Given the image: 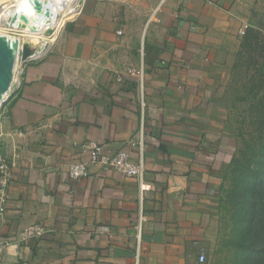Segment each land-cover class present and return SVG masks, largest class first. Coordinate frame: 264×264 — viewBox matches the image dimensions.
Wrapping results in <instances>:
<instances>
[{"label":"crops","instance_id":"obj_1","mask_svg":"<svg viewBox=\"0 0 264 264\" xmlns=\"http://www.w3.org/2000/svg\"><path fill=\"white\" fill-rule=\"evenodd\" d=\"M232 1L168 0L134 38L104 3L87 0L50 51L22 65L0 135L15 164L0 204V238L10 242L0 264H137L138 253L174 264L202 249L235 153L224 100L239 31ZM142 66L139 245V181L101 165L75 181L68 172L89 161L90 142L139 160L131 143L142 133L141 89L123 75ZM35 225L46 233L24 241Z\"/></svg>","mask_w":264,"mask_h":264},{"label":"rangeland","instance_id":"obj_2","mask_svg":"<svg viewBox=\"0 0 264 264\" xmlns=\"http://www.w3.org/2000/svg\"><path fill=\"white\" fill-rule=\"evenodd\" d=\"M8 1L0 0V11ZM86 1L79 0L73 16L66 19L58 30L53 46L81 14ZM97 1L104 3L109 8L106 15L128 28L134 38H138L152 15L168 2ZM232 8L233 20L237 21L239 31L224 100L226 120L234 141L235 162L225 179L218 221L205 244L202 249L192 251L194 256L184 257L174 264H198L195 257L201 252L206 255V264H264V256L259 258L239 248L249 240L264 238V210L261 211L264 207V0H233ZM4 34L0 35L19 36L12 31ZM53 35V30L49 36L45 34L47 38ZM32 50L39 49L34 47ZM19 79L20 71L16 76L17 85ZM8 100L0 109V135L4 129ZM255 226L259 228L253 231ZM139 264L164 263L142 258Z\"/></svg>","mask_w":264,"mask_h":264},{"label":"built area","instance_id":"obj_3","mask_svg":"<svg viewBox=\"0 0 264 264\" xmlns=\"http://www.w3.org/2000/svg\"><path fill=\"white\" fill-rule=\"evenodd\" d=\"M122 34V32H119ZM245 34V31H242ZM37 60V59H35ZM34 61L30 60L29 62ZM124 77H135L139 83L141 89V107H142V133L139 141L132 142V147L139 149V160L134 161L128 152L120 151L114 155H107L104 152L103 147L97 142H90L82 146L84 152L88 153L89 161L73 163L69 167V178L71 180H79L87 177L90 172V168L93 165H101L102 167L109 169H115L127 177L135 178L140 183L141 198H140V214L137 224V239L140 245L142 241L143 225L146 220L145 208H144V192L145 178H146V138L144 136V118L146 113L145 102V72L143 66L140 69H130L126 72ZM179 89H182L179 87ZM15 164L11 162L5 155H3L0 149V204L4 205L8 200V188L12 183V170ZM45 229L41 225L30 226L22 232L23 240H30L34 238L42 237L45 234ZM10 246V242L6 239L0 238V262L2 261L7 248ZM198 264H206V255L201 252L197 260ZM140 263L139 253L137 255V264Z\"/></svg>","mask_w":264,"mask_h":264},{"label":"bare ground","instance_id":"obj_4","mask_svg":"<svg viewBox=\"0 0 264 264\" xmlns=\"http://www.w3.org/2000/svg\"><path fill=\"white\" fill-rule=\"evenodd\" d=\"M78 7L79 0H9L4 5L0 11V34L12 31L19 36L0 35L8 43L16 59L11 89L7 94H0V109L17 87L16 76L23 65L25 49L38 47L39 50L33 51L31 58L46 53L64 21L71 18ZM52 30L53 37L47 38Z\"/></svg>","mask_w":264,"mask_h":264},{"label":"water","instance_id":"obj_5","mask_svg":"<svg viewBox=\"0 0 264 264\" xmlns=\"http://www.w3.org/2000/svg\"><path fill=\"white\" fill-rule=\"evenodd\" d=\"M33 55L31 48H26L22 59L23 64L30 61ZM15 55L8 43L0 37V94H7L11 89L12 73L15 66Z\"/></svg>","mask_w":264,"mask_h":264},{"label":"trees","instance_id":"obj_6","mask_svg":"<svg viewBox=\"0 0 264 264\" xmlns=\"http://www.w3.org/2000/svg\"><path fill=\"white\" fill-rule=\"evenodd\" d=\"M234 162H235V157H233L231 166L234 164ZM261 208H262L261 211H263L264 207L262 206ZM255 228L257 229L259 227L255 226L253 231H255ZM239 248L246 251L247 253H254L257 257L261 258L262 256H264V238L260 237L258 239L249 240L247 244H242L239 246ZM260 264H263V262Z\"/></svg>","mask_w":264,"mask_h":264}]
</instances>
